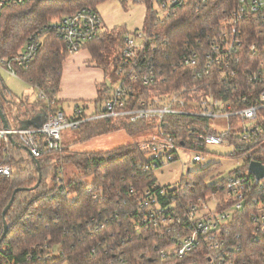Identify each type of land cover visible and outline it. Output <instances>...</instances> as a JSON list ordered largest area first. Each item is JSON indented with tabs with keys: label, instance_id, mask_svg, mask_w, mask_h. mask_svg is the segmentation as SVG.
Segmentation results:
<instances>
[{
	"label": "trees",
	"instance_id": "trees-1",
	"mask_svg": "<svg viewBox=\"0 0 264 264\" xmlns=\"http://www.w3.org/2000/svg\"><path fill=\"white\" fill-rule=\"evenodd\" d=\"M105 1L108 0H32L24 6L0 10V62L15 57L29 37L49 26L53 19L72 16L84 8L97 10L96 7ZM133 1L147 7L142 29L148 31L150 39L146 43L145 56L152 57L151 64L167 78L166 82L161 83L160 80L144 88L140 95L142 100L170 93L184 82L203 87L204 93H213L214 96L220 93L226 100H234L243 95L247 86H217L209 91L205 84L210 79L201 82L192 80L188 77L191 68L174 72V66L184 54L196 48L199 41H209L213 36V28L218 26L222 16L233 9L234 0H211L200 10L192 6L178 7L163 23L159 22L151 9L153 0ZM129 34L125 28L114 29L83 47L90 50L92 62L98 68H104L105 79L109 75L106 55L111 49L117 52L114 59L115 84L119 79L117 69L125 38ZM67 58L64 44L55 34L49 33L29 69L17 70L21 80L40 91V100L25 109L20 106L22 102L16 101V96L5 86L0 75V110L9 124L13 121V127L18 129L20 122L29 120L32 121L30 127H38L33 121L41 111L44 113L42 120L45 121L53 103L54 112L60 110L61 102L57 95ZM112 90L113 87L105 83L97 86V99L94 101L96 113H100ZM41 92L45 98H42ZM82 117L89 118L86 112ZM3 127L0 117V129ZM78 129L81 142L117 132L136 136L157 129L166 137L172 136L177 145L189 149L192 148L190 133H214L209 120L188 117H166L160 126L155 121L133 124L116 118L88 120ZM229 139L236 146V158L244 152L253 151L255 147V143H247L241 138ZM140 146V143H135L108 153H70L62 147L61 152H53L39 160V171L29 152L28 159H22V150L25 149L15 136L8 143L0 139V164L9 156L8 164L12 171L10 177L0 176V240L4 234V221L9 226L0 244V264L115 262L118 251L117 248H114L115 251L111 249L115 247L114 244L120 245L128 238L127 230L132 225L130 213L135 209L136 197L131 191L137 194L157 183L153 171L145 170L149 164L148 156L140 150ZM263 155L255 150L253 160L262 162ZM66 166L79 172L69 182L64 179ZM246 169L247 165L231 173ZM210 170L211 167L193 176L186 174V183L185 179L181 180V189L187 192L188 199L194 196L205 197L218 188L216 185H222V179L210 185L209 181L213 179L209 177ZM39 174L42 176L39 187L30 190L38 183ZM85 179L90 182L85 183ZM193 181L197 182L195 190L188 193L189 188L185 185ZM18 189L21 191L15 193ZM12 198L14 202L4 217L3 212ZM96 220L104 223L108 220L105 230L90 232L89 226H95ZM232 229L234 242L242 247L239 255H236L240 260L238 263L264 264V238L254 240L259 233L246 213L238 215ZM112 232L115 235L111 237ZM156 245L158 242L153 235L128 238L126 245L120 246L121 258L127 264H188L193 259H162L155 250ZM200 254L197 253L196 257ZM200 262H208V256L203 255Z\"/></svg>",
	"mask_w": 264,
	"mask_h": 264
},
{
	"label": "built area",
	"instance_id": "built-area-1",
	"mask_svg": "<svg viewBox=\"0 0 264 264\" xmlns=\"http://www.w3.org/2000/svg\"><path fill=\"white\" fill-rule=\"evenodd\" d=\"M31 1L0 0V10L24 6ZM210 1L153 0L151 9L159 22L163 23L175 8L192 6L200 10ZM155 5L159 11L154 10ZM103 26L101 15L93 8H84L72 16L56 19L30 36L15 57L2 60L0 68L20 79L17 70L29 69L49 33L59 38L68 55H74L104 34ZM212 34L209 41H199L196 48L184 54L174 66V72L191 68V76L188 77L192 80L201 82L210 79L205 84L209 91L217 86H247L239 98L226 100L220 93L217 96L204 93L203 87L184 82L170 93L142 100L140 95L144 88L160 80L161 83L166 82L167 79L161 70L151 64L153 58L145 56L146 43L150 37L148 31L142 29L126 36L117 69V87L111 91L100 113L95 110L88 115L89 118H83L86 111L76 104V116L68 119L61 109L54 112L53 103L46 114V120L38 127L17 129L12 126L9 130L3 127L0 129V139L8 143L15 136L33 159L40 160L53 152L62 151L63 129L78 128L88 120L116 118L133 124L155 121L160 126L166 117L209 121L226 119L229 123L226 131L190 133L191 149L177 145L172 136L166 137L159 132V136L140 146V150L150 156L145 170H152L155 174L158 169L181 158L183 150L203 151L210 144L231 146L234 149L232 157L236 158V146L229 137L255 143L253 151L244 152L238 157L243 163L240 167L247 165V169L230 173L222 179V185H216L218 188L205 197L194 196L188 199L187 192L181 189V182L173 187L156 183L137 194L132 190L136 205L130 213L132 225L127 233L130 239L153 235L158 242L155 250L162 259L184 260L192 257L188 264H202L200 260L204 255L208 256L205 264H240L236 255H239L242 247L232 238V224L238 215L246 213L254 224L259 233L255 241L264 238V178L256 182V177L249 171L252 162H258L264 167V155L261 157L262 162L253 160L255 150L264 154V0H234L233 9L222 16ZM41 96L45 98L42 92ZM202 160L199 153L193 158L194 164ZM8 162L9 156L0 164L1 177H10L12 174ZM185 174H190V169ZM196 183L187 182L185 186L189 188L188 193L195 190ZM209 183L211 186L216 184ZM106 223L108 220L105 223L96 220L95 226L90 225L89 230H105ZM114 235L112 232L110 236ZM127 239L112 247L111 251H115L114 248L118 251V259L112 264H127L121 258L120 250V246L126 245ZM200 252L197 258L196 254Z\"/></svg>",
	"mask_w": 264,
	"mask_h": 264
},
{
	"label": "rangeland",
	"instance_id": "rangeland-1",
	"mask_svg": "<svg viewBox=\"0 0 264 264\" xmlns=\"http://www.w3.org/2000/svg\"><path fill=\"white\" fill-rule=\"evenodd\" d=\"M96 8L104 23L103 33H111L114 29L121 28H125L130 33L141 31L147 13L145 4L135 3L133 0H108L99 4ZM154 10L159 11L157 5H155ZM116 56L117 52L113 49L106 55L108 63L106 69L109 75L104 80V83L107 86L113 87V89L117 87V84L113 83L116 80L114 69V59ZM94 66L97 67L92 62L90 50L86 47L74 55H68L64 63V70L66 75H68V83L66 86H74L77 91L87 92L89 87L93 86L94 81L97 79L96 70L93 69ZM99 69L104 70V68ZM0 75L5 86L16 96V101L23 103L20 105L23 109L40 100V91L31 84L9 75L2 68H0ZM76 104L84 108L87 115H91L95 111V103L93 100H80L79 102L74 100L63 101L60 104V109L64 111L68 119L76 116L74 108ZM11 123L14 126L13 122ZM210 126L212 130L222 132L227 130L229 123L226 119H215L210 120ZM61 135L62 145L70 153H108L135 143L142 145L143 142L146 143L151 138L159 136V131L153 129L136 136H130L124 132H117L99 136L86 142L79 141L81 136L80 129L78 128L63 129ZM183 152L184 155L181 158L155 172L158 184L165 187H173L178 185L182 179H185L184 181L186 183L185 173L187 169H190V174H195L208 167H211L209 177H211L210 179L213 178L209 182H216L226 178L232 171L243 165L242 160L232 157L234 149L227 144H210L203 151L183 150ZM198 153L201 154L203 160L200 163L194 164L193 158ZM28 157V151L22 150V159L26 160ZM149 158L150 156L147 157V159ZM75 175H79V172L69 166L65 167L64 179L66 182L73 179ZM84 182L87 183L90 180L85 179Z\"/></svg>",
	"mask_w": 264,
	"mask_h": 264
},
{
	"label": "crops",
	"instance_id": "crops-1",
	"mask_svg": "<svg viewBox=\"0 0 264 264\" xmlns=\"http://www.w3.org/2000/svg\"><path fill=\"white\" fill-rule=\"evenodd\" d=\"M93 69H95V73H97V79L94 81L93 86L89 87V90L87 92H83V91H77L74 86H66V84L68 83V75H66L64 67H63V77H62V81H61V87H60V92L57 95V99L60 102L63 101H77L79 102L80 100H93V102L97 99V86L98 85H102L104 83L105 80V75H104V71L97 68V67H93ZM44 113L41 111L36 119H34V122L36 125H39L42 123V121L44 120ZM43 119V120H42ZM13 121H10V126L12 127V123ZM26 123L32 122V121H24ZM24 122H20L19 126H22V123Z\"/></svg>",
	"mask_w": 264,
	"mask_h": 264
},
{
	"label": "water",
	"instance_id": "water-1",
	"mask_svg": "<svg viewBox=\"0 0 264 264\" xmlns=\"http://www.w3.org/2000/svg\"><path fill=\"white\" fill-rule=\"evenodd\" d=\"M0 117L2 119L4 128L6 130H9L11 128V126H10L9 122L7 121V119L5 118V116H4V114L2 113L1 110H0ZM33 123L35 124V122H33ZM31 124H32V122H29V123L24 122V123H22V126L20 127V129H27V128L30 127ZM10 140H12V138H10ZM33 162L38 166V170H39V164H40L39 160L33 159ZM249 171H250V173H252L256 177V182H259L261 179L264 178V167L258 162H252L250 164V166H249ZM41 181H42V176H41V174H39L38 183L33 188H31L30 190L37 189L39 187ZM19 191H21V190L18 189V190H16L15 193H18ZM13 202H14V198H12L11 202L5 208V210L3 212V216L4 217L7 214L8 210L10 209V207H11ZM8 229H9L8 223L6 221H4V234H3L2 239L0 240V244H1L2 240H3V238L8 233Z\"/></svg>",
	"mask_w": 264,
	"mask_h": 264
}]
</instances>
